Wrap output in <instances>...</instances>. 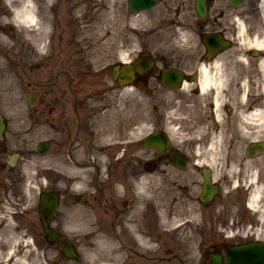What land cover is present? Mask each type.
I'll return each instance as SVG.
<instances>
[{
  "label": "flooded vegetation",
  "instance_id": "af4514ba",
  "mask_svg": "<svg viewBox=\"0 0 264 264\" xmlns=\"http://www.w3.org/2000/svg\"><path fill=\"white\" fill-rule=\"evenodd\" d=\"M31 1L28 29L0 1V59L1 37L16 31L11 57L30 75L26 90L17 75L0 91L11 97L0 105V264H32L36 251L45 264H183L161 239L180 229L189 264H226L229 248L264 243V196L259 210L249 205L252 184L264 186L262 0ZM84 33L108 52L105 82L84 71ZM38 130L46 137L30 143ZM40 157L57 175L37 192H58L53 244L36 204ZM258 159L250 181L244 162Z\"/></svg>",
  "mask_w": 264,
  "mask_h": 264
},
{
  "label": "rangeland",
  "instance_id": "374dc122",
  "mask_svg": "<svg viewBox=\"0 0 264 264\" xmlns=\"http://www.w3.org/2000/svg\"><path fill=\"white\" fill-rule=\"evenodd\" d=\"M2 1V0H0ZM22 0H15L13 2L14 3H18ZM7 5L8 7H12L13 5H11L8 1H7ZM2 9V8H1ZM3 10V9H2ZM61 19L63 20L64 15H61ZM85 23L84 25H87L88 23V18L84 19ZM16 38L15 36V32L14 30H11L8 34L7 37L10 38L11 36H13ZM83 49L81 53L83 54V58L85 59H89L92 61L91 63V67L88 68H92V72L86 71L88 72V75H93L95 77V79L97 80L98 83H102L105 82L104 81V77L107 76L106 73V63L108 62V52L105 50V48L101 47L100 43H97V46L93 47V48H88L90 47V44L93 42L91 40V37H94L93 35H88L87 33L83 34ZM2 38V37H1ZM98 39V38H96ZM2 43H5L7 46L10 41L8 42H4L2 40ZM12 43V42H11ZM12 45V44H11ZM61 47V52L60 55L65 54V57H67L66 55H68V57L70 56V52H69V48L66 47V42L65 41H61L59 44H57V46ZM5 46H1V51H3V54H6V57L3 56L2 59H0V67H1V76H0V91H6L9 92L11 91L10 87H11V83H15L17 80V75L21 77V79H19V86L21 88V90H26V88L22 85L26 84V81H28L30 75H29V64L26 62H22L21 60H14V57H11V51L12 47H10V45H8L7 47ZM87 47V48H86ZM59 49H57L58 51ZM59 55V56H60ZM59 56H57L56 59L53 60V62L56 63V65H58L59 62ZM25 59H27L26 54L24 55ZM67 57V58H68ZM82 58V59H83ZM69 59V58H68ZM20 65H22V67H20ZM58 67H56L57 69ZM84 69H87V67H85ZM90 70V69H88ZM29 76V77H26ZM15 76V78H14ZM33 77V75H31ZM11 82V83H10ZM1 99L0 100V105H8L9 106V102L10 99L8 100L7 98L10 97L8 95H5L4 93L1 95ZM24 98H21V96L18 98L19 100V108H23L26 107V105L23 103ZM18 116H21V114H19ZM9 117L12 119V123H11V131H16L18 129V132H20L19 134H21L22 132V123L21 122H16L14 119L15 117H13V115H9ZM25 128V127H23ZM27 129V128H25ZM21 136H19L20 138ZM46 137V134L42 133V131H36L33 132L32 135H28V139L30 140V143H34L36 144V142L40 139H44ZM39 155H37L38 157ZM46 157V156H45ZM45 157H40L39 159L36 158V160L34 161V177H35V181H36V191H37V186H40V183L43 182V178L46 176H49L50 178H56L57 175H55V172L53 171H49L46 170L45 167H47L48 165L43 162V161H47L45 159ZM56 163V162H55ZM52 170H60L59 168H57V165L53 164L52 165ZM68 184V180H65ZM61 185H63L64 181H60ZM53 187H55V189L58 188V183L56 182ZM70 189V188H68ZM62 193V190H60ZM236 196V194H235ZM37 203V202H36ZM35 219H37V212L35 215ZM76 219V218H75ZM38 223L36 222V225ZM37 231V230H36ZM186 231L185 230H178V233L176 235H168L167 237H163L161 238L162 241L164 242L163 245L169 248H172L174 252H177L181 257H184V263L183 264H189V262L191 261V259L188 258V252H190V243L188 238H186ZM159 243V241H157ZM47 244H44V249L46 248ZM32 264H45L44 261V254H35L34 258L32 260ZM164 264V263H163Z\"/></svg>",
  "mask_w": 264,
  "mask_h": 264
},
{
  "label": "bare ground",
  "instance_id": "6f19581e",
  "mask_svg": "<svg viewBox=\"0 0 264 264\" xmlns=\"http://www.w3.org/2000/svg\"><path fill=\"white\" fill-rule=\"evenodd\" d=\"M15 0H8V2L13 5V2ZM53 0H45V2L50 3ZM15 4V9H13L12 12V16L13 19L18 20L20 19L21 22L24 25L27 26H36V19H35V13H36V6L35 3L31 0H22L18 3H14ZM262 9H264V0H262ZM47 15H49L47 13ZM46 21L48 22V18H46ZM7 36V35H6ZM2 37L1 40H3L4 42H8L9 38L8 37ZM260 115V112H259ZM261 116V115H260ZM148 123L146 122L144 125L138 124L137 127L134 129L135 133L137 135L142 134L145 131H148ZM212 163H215L214 161H211ZM263 162V160L258 159L256 161H248L246 160L244 162L245 166L249 167V175L248 178L250 181H253L254 179H257L259 177L260 172V165ZM253 191L250 195V199H249V205L251 207H253L254 209L259 210V205L261 200H262V196H264V186L257 182V183H253Z\"/></svg>",
  "mask_w": 264,
  "mask_h": 264
},
{
  "label": "water",
  "instance_id": "95a60500",
  "mask_svg": "<svg viewBox=\"0 0 264 264\" xmlns=\"http://www.w3.org/2000/svg\"><path fill=\"white\" fill-rule=\"evenodd\" d=\"M148 2V1H147ZM2 120L0 118V139ZM57 209V196L54 193H46L40 197V217L44 226L48 224ZM55 235L47 232V236ZM217 262V261H215ZM227 264H264V245L253 244L234 247L227 251Z\"/></svg>",
  "mask_w": 264,
  "mask_h": 264
}]
</instances>
